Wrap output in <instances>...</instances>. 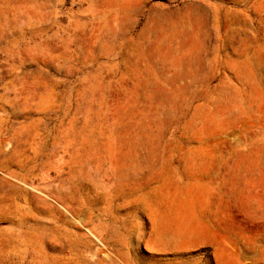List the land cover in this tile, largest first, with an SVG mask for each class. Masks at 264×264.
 Masks as SVG:
<instances>
[{
	"label": "rangeland",
	"instance_id": "obj_1",
	"mask_svg": "<svg viewBox=\"0 0 264 264\" xmlns=\"http://www.w3.org/2000/svg\"><path fill=\"white\" fill-rule=\"evenodd\" d=\"M0 264H264V0H0Z\"/></svg>",
	"mask_w": 264,
	"mask_h": 264
}]
</instances>
